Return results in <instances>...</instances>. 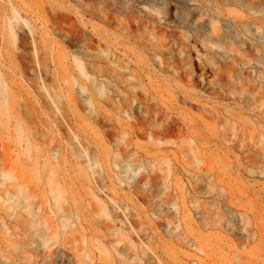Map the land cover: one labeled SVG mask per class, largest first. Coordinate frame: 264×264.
<instances>
[{
  "label": "rangeland",
  "instance_id": "obj_1",
  "mask_svg": "<svg viewBox=\"0 0 264 264\" xmlns=\"http://www.w3.org/2000/svg\"><path fill=\"white\" fill-rule=\"evenodd\" d=\"M48 1L52 5L54 3L59 6L60 3L61 6L68 8L70 11L65 13L72 20H75L80 13L79 0ZM103 1L118 4L119 9L112 11L117 18H125V12L128 10L125 11L124 2L131 4V11L128 13H131L133 17L134 26L131 28L133 37L128 35L132 38L128 43L136 40L137 36H141L145 40L153 38L151 42L158 40L157 43L159 42L163 47L170 67L167 72H154L155 67L150 65L149 69L151 68L152 72L148 74L155 78L153 81L174 80L178 86H182L181 90L188 93L184 94L186 97L183 96L188 100L175 103L178 109L177 118L180 120L176 119V116L174 118L179 124L193 125L197 131V138L191 140L183 132L178 133L177 130H173L165 139L164 145L156 147L152 142H148V139L129 133V136L125 137L127 142H121V145L117 147L115 136L109 139L103 134L110 124L101 128L86 120V111L80 109L77 112L80 116L79 121L87 127L84 145L74 147L75 143L68 140V137H72L69 134L65 135L66 137L63 135L65 126H61L63 130L52 122L47 124V127H42L37 120H34L36 122L33 126L34 136L31 137L29 148L31 158H28L30 153L28 157L23 155L21 146L24 147V142L19 143L16 139L13 120L8 118V114L0 111V146H4L8 153L0 156V258L6 257V264H264V252L257 253V250L264 246V239L247 240L245 234L239 230L231 235L225 232V227L220 230L216 227L218 223H215V226L212 221L214 215L217 217L219 213L223 214L228 209V214L232 215L242 210L241 212H246L260 224V218L256 219L254 216L259 214L264 216V198L258 195L254 200H245L236 196L232 199L234 207L229 206L223 210L226 204L229 205L227 200L225 202L223 200L226 199L224 192L223 198L215 196L217 200L214 197L213 200L211 197L222 187L226 192L232 189L238 193H245L250 190L251 185H254V192H258L259 189L262 191L264 186V175L259 169L263 168L264 171V14L249 16L239 7H225L223 15L217 14L220 31L212 40L208 37L204 38L207 34L209 35V31L206 32L207 29L209 30L208 13L205 12L207 16L202 18L196 14L198 10L205 8L206 4L203 0H200L201 3L174 0L170 3L171 6L163 0ZM0 2H2L0 8L3 5L6 12L13 4L12 7L21 9V12L18 11L22 17H34L28 0H1ZM8 3H11L10 7ZM212 15L215 19L217 18L216 14ZM161 17H165L166 22L163 23ZM84 19H88L96 27H101L108 34L119 36L127 42L126 35L123 37L122 32L113 29L115 20L112 26L108 27L100 23L98 19ZM256 23L262 28L256 30L253 25ZM243 26L249 27L248 32L242 28ZM36 34L38 37L47 34L45 37L52 41L55 49L60 47L66 53L71 50L61 41L64 34L57 36L44 25L36 27ZM7 55H9L8 51ZM186 66L192 68L194 82L199 83V87H190L189 90L186 87L185 78L183 79L185 73H182ZM203 72H206L204 79L201 77ZM175 73L180 75V78H176ZM142 75L140 72V78ZM46 76L48 79L46 83L52 86L51 76ZM143 83H147L146 78ZM36 87L39 88L37 85ZM15 88L18 87L15 86ZM167 89L166 95L171 94L177 97L178 92L174 90L172 83ZM211 90L220 94V97L210 95L208 92ZM19 91L22 98L33 105L35 99L44 95L40 90L34 91L25 82L19 86ZM197 92L203 95L201 101H204L207 107L217 111L227 108L232 113L238 114L237 121L221 127V123L212 113L201 112L197 103H194V94H200ZM162 99L166 103L171 101L170 104L174 105L171 99ZM23 103L21 102L22 105ZM99 106L107 111L105 105ZM49 111L50 118H58L52 110ZM43 119L46 118L43 117ZM111 119L117 129H121L123 123L129 126L134 122V119L126 121L123 117L116 115H113ZM73 125L77 126L76 123ZM127 126L123 128L128 129ZM76 128L78 130V126ZM228 129L235 131L231 133ZM222 136L232 143H222ZM94 138L98 142L96 147L91 144ZM83 146L87 147L89 156L95 160L102 159L104 152L115 151L117 148L122 156L117 162L107 159L102 161L101 165L97 162V166L74 162L70 165L63 163L71 159L62 152L81 151ZM53 149L56 151L54 156L48 152ZM124 153H130L132 157L125 156ZM36 157L40 164L39 172L35 171L32 165ZM44 160L50 163H48L49 167L43 169ZM237 162L243 166L251 163L250 168L253 172L249 174L235 170ZM231 165L234 168L230 169ZM3 170H5V176H3ZM78 170L90 177L89 184L77 177ZM162 170L167 172L165 180L168 177V183L162 179ZM13 176L20 178L26 184L25 194H29V204H31L28 213L40 219V225L33 226L30 223L34 222L31 217L30 222H26L23 219L26 214L15 207L13 201L17 197L16 191L8 187L15 182ZM154 177L158 179L154 181L155 183L150 181ZM195 178L202 179H198L197 182ZM72 179H76L75 185L80 186L81 189H77L72 184H66L63 188L64 192L60 186L61 180L69 182ZM94 179L101 183V193L97 191V185L93 183ZM208 182L211 184V187L209 186L211 189L207 187ZM88 185L89 188H87ZM57 188L62 193L59 207L52 204ZM201 188L202 192H200ZM232 190L230 191L233 192ZM91 192L105 203L107 212L94 213L90 210L91 205L96 204V199L91 196ZM182 192H186L187 196L190 194L198 196L200 192L201 196L196 197L211 204L205 206L204 211L196 209L187 203L186 196H183ZM110 199H116L117 204L113 205ZM168 199L172 202L170 203ZM212 201L217 202L219 208H216ZM167 202L168 204H165ZM172 203H177L175 205L177 209L171 205ZM115 206L120 207L119 211L115 210ZM218 209L220 212L215 211ZM210 211L216 213L212 212V214ZM59 216L70 217L71 220L61 225L56 220ZM206 223H210L209 228L201 226ZM177 235L178 239H176ZM194 239L195 242L198 241L196 246L203 249V253L195 252ZM241 243L243 247L237 246ZM250 249L254 250V253H251ZM186 253L192 256L184 257ZM236 256H242L244 259L237 260Z\"/></svg>",
  "mask_w": 264,
  "mask_h": 264
},
{
  "label": "bare ground",
  "instance_id": "obj_2",
  "mask_svg": "<svg viewBox=\"0 0 264 264\" xmlns=\"http://www.w3.org/2000/svg\"><path fill=\"white\" fill-rule=\"evenodd\" d=\"M28 1L31 4L30 7H32V9H30L32 16H34H31L32 18H24V16L22 17L19 14V11L21 9L19 10V8L17 9L15 8V6L12 7L13 4L11 6V3H8L9 7L11 6V8H9V11L7 12L5 11L3 5L0 8V111L8 114V118L13 120L14 129L16 132V139L19 143L24 142V147L23 145L21 146L23 149L24 156L28 157V154L30 153L28 158H31V151L29 150V148L31 146L30 141H32L31 137L34 136L33 126L34 123H36L34 120H37L42 127H47L52 122H54L56 126L61 129H63L62 127L65 126L66 130L63 133L64 137L69 134V136H71L72 138L68 137V140L75 143L74 147L84 145L86 141L84 137L87 133V127L83 124V122L80 123L79 121L80 116L79 114H77V112L80 109L86 111V120L91 121L92 123H95L98 126H101V128H104V126H106V124L108 123L110 124V126L104 131L103 134L109 139L115 136L114 139L117 147L121 145V142H127V140H125V137L129 136V133L138 136L140 135L141 137L148 139V142H152V144H154L156 147H162V144L164 145L165 143V139L170 136L173 130H177L178 133L183 132L184 134L189 136L191 140L197 138V131L195 130L193 125L191 126L184 123L179 124V122L176 120L179 118H177L178 109H176L175 103L182 102L181 100H188L184 98L186 97L184 96V94L186 95L188 93L181 90L180 88H182V86H178L177 82H175L174 80L168 81L167 79H165L163 81L156 79L155 81H153V79L155 78H152L148 74L152 72V70H150L151 68L149 69L150 65H153L155 67V70H153L154 72H167L168 67H170L169 62L165 58L163 47L159 44V42L157 43L158 40L156 42H151V39L153 38L145 40V38L137 36L136 40H133V42L128 43V41L132 39L131 37H133L131 35V33L133 32L131 28L134 26L133 17L131 16V13H128L129 11H131V4L124 2V9L125 11L128 10L125 12V18H117L112 14V11H116L119 9L117 3H107L103 0H79L78 5L80 8V13L78 14V16L75 17V20H72L69 16H67L68 14L65 13L70 10L64 7V5L61 6L60 3L58 6L54 5V3L52 5V3L48 0ZM163 1H166L169 6H171L170 3L174 2V0ZM178 1L180 0H177V2ZM203 1L206 4L204 6L205 8H203L202 10H198L199 12H196V14L200 18H202V16L205 17L208 15L209 30L207 29L206 32L209 31V35L207 34L208 36L206 35V37H204L205 39L207 37L208 39L212 40L214 37L216 38V35L220 31L217 14L218 16H221L225 7H239L240 9H244V11L247 12L249 16H258L259 14H264V0ZM184 2L198 3L200 2V0H184ZM56 6H58V9L56 8ZM205 12H207L208 14ZM209 12H211L212 14H216L217 20ZM84 18L98 19L100 23L108 27H111L112 22L115 20L113 29L122 32L123 37L126 35L125 39H127V42L123 41V38L119 36L108 34L107 31L103 30L101 27L94 26L89 22L88 19ZM161 19H163V23L166 22L165 17H161ZM38 25H44L45 28H49L51 32H54L55 34H57V36L59 34H64V38L61 41H63L67 46L70 47V52L66 53L64 52V49H61L60 47L58 49L53 48L52 45L54 44L51 43L52 41L45 37L47 34L42 36L40 35L38 37V34H36V27ZM253 25L255 26L256 30L262 28V26L258 25L257 23ZM242 28L246 32H248L249 30V27L247 26H243ZM158 32H160V30H158ZM128 35H130L131 37ZM160 37L161 36L159 35V38ZM143 40L145 41L143 42ZM5 51L6 53L8 51L9 55L6 56ZM3 53L5 55H3ZM186 67L187 68L184 69V71L182 72L185 73L183 79L185 78L186 87L188 88V90L190 87H199V83L194 82L192 68L190 66ZM140 72L143 74L141 78ZM46 75L51 76V81L53 82L52 86L47 84L48 82L46 83V81H48V79H46ZM174 75H177L176 78H180V75H178L177 73H175ZM205 76L206 72L201 73V77H203V79ZM144 78L147 79L146 84L143 83ZM23 82L28 83L34 91L39 92L40 90L41 92H43L42 94H44L43 97L41 95L39 96V99H35L34 105L31 102L27 103L20 94L19 86H21ZM171 83L174 86V90L178 92L177 97L171 94L166 95V93H168L167 88L168 86H170ZM36 85L39 86V88H37ZM15 86L18 88H15ZM161 92H163L165 95ZM208 93L212 96L220 97V94L216 93L214 90H211ZM202 96L203 95L201 93L194 94V103H197V106L199 107L201 112L212 113L213 116L218 119V122L221 123V127L225 126L227 123H234L235 121H237L238 114L232 113L227 108H222V110L220 109V112L215 110L214 108H209L206 106L205 103H203L204 101H201V99H203ZM162 98L171 99L174 102V105L170 104L171 101H169L168 103L164 102ZM21 102H24L25 104L23 103L22 105ZM100 104L105 105L107 111L102 110L99 106ZM49 110H52L53 114H56L58 118H50L49 116L51 112ZM166 111H171L172 113L169 114ZM113 115H116L120 118L123 117L126 121L128 119H134V122H132V124L129 126H127L126 123L122 124L123 127L127 126L128 129L123 127L121 129H117L111 119ZM39 116L42 118L40 119ZM175 116L176 119L174 118ZM32 117L34 118L33 120ZM43 117H45L46 119H43ZM116 122L118 123V121ZM73 123L77 124L78 130H76L77 126L75 125L76 127H74ZM228 131L233 133L235 130L228 129ZM221 139L222 143H232L225 136H222ZM91 144H94L96 147L98 145L97 139L94 138ZM81 149L83 150H74L73 152H66L63 150L64 152L62 153H64L67 158L71 159L70 161L63 163H68V165H70L74 162L86 165L93 164L97 166V162H99L100 165L102 164V161L107 159H110L113 162H117V160L120 159L122 156V154L117 148L115 151L104 152L102 154V159L98 158L95 160L91 156H89V152L87 151L86 146H83V148ZM48 152H50L53 156L56 153L54 149ZM134 153L135 152L133 151V154ZM5 154H8L6 152V148L4 146H0V156ZM124 155L132 157L130 153H124ZM27 160L30 162L29 159ZM3 163L5 165L7 164L6 162ZM43 163H45L43 169L49 167L48 163L50 162L44 160ZM32 165L34 166V170L39 172L40 164L37 161V157L35 158V162H32ZM250 167H252L251 163H247L246 166H243L241 163L237 162L235 170H241L243 173L247 172L251 174L253 171ZM232 168L234 167H232L231 165L230 169ZM4 169H6V167H4ZM259 169L260 173L264 175V171L262 170L263 168ZM4 171L5 170L2 171L3 176H5ZM50 173L52 174L51 171ZM161 173L163 174V181L167 182L168 177L165 180L167 172L162 170ZM76 175L83 182L87 184L90 183V177L86 175L85 172H81L78 170ZM13 179L15 182L9 184L8 187L14 188V190L16 191L17 197L16 200L13 201L14 205H16L15 207L22 210V212L26 214V217H23L26 222L29 223V218L31 217L34 222L30 223L33 226H35V224L40 225L41 220L36 219L33 214L28 213L29 209L31 208V204H29V194H25L27 190L26 184L23 183V181L18 177L13 176ZM198 179L195 178L197 182ZM157 180V177L150 179V181L153 182ZM75 181L76 179H72L69 182L61 180L60 186H62L63 189L64 185L72 184L73 186L77 187V189H81L80 186L75 185ZM93 183L97 185L96 189L99 193H101V183L97 179H94ZM194 184L196 183L194 182ZM209 186L211 187L210 182H208L207 187ZM253 186L254 185H251L252 188L249 186L250 190L245 193H238L235 192V190L233 191L232 189L230 190H232L233 192H231L230 190L229 192H226L225 188L222 187L218 189L219 191H216L217 195L215 194L211 197L212 199L214 197V199L217 200V197L215 198V196H220V198H223L226 195V199L224 198L223 200L224 202L227 200L229 205L226 204L227 206H224V202V205L221 204L225 207V209L223 210H226V207H234L235 204L233 203L232 199H234L236 196L240 199L244 198L245 200H254L255 196L257 198L258 195L264 198V186L262 187V191L258 188L260 191H255L256 194L253 191ZM87 188H89V185ZM196 188H198L197 184ZM192 189L189 190H191V192H194ZM205 190L206 187L204 191ZM55 191L56 194L53 197L52 204L56 207H59L62 193L58 188ZM63 191L65 192L64 189ZM185 191L187 190L185 189ZM200 192H202V188ZM200 192L199 195L201 196ZM223 192L225 194L224 196H222ZM93 194L94 192H91V196L96 199V204L91 205L90 210L94 213L107 212L105 211L104 207L105 203L97 199L96 195ZM185 194L186 192H182V195L186 196L185 200L187 201V203H189V205L191 204L190 206H194L196 209H202L204 211V209H206L205 206H210L211 204V202L207 203V201H201L199 198H197L199 195L191 196L190 194V196H187ZM83 199L86 198L83 197ZM169 199L168 201L170 202ZM110 200L113 205L117 204L115 201L116 199ZM223 200L221 199V201ZM72 202L74 203V201ZM216 203L217 202L213 203V205L216 206V208H219ZM165 204H168V202ZM176 204L172 203L171 205L175 207ZM115 207V210L119 211L120 207ZM236 208L238 209V206ZM255 209H257V207ZM260 209H258V211ZM215 211L220 212L219 209ZM241 211L238 210L232 215L228 214L229 210L227 209V213L225 212L222 214L221 212L219 213L221 214L220 216L219 214L217 217L216 215H214L215 217L212 216V221L215 226L218 223L216 227H219V229L221 228L223 230L225 227L227 230H225V232H229L231 235H234V231L239 230L245 234V239L247 240H263L264 228L262 227L264 225V216L260 215L259 213V216H254L256 219L257 217L260 218L259 221L261 223L259 222L260 224H258L254 218H251V216L249 217L246 212ZM210 212L212 213L213 211ZM213 213L215 214L216 212ZM230 213H232V211ZM250 214L252 215V213ZM56 220L61 225H65L71 220V218L66 216H59L56 218ZM212 221L211 224L213 225ZM44 222H46V220H44ZM209 224H201V226H203L204 228H209ZM192 229L194 230V226ZM232 229L234 230L232 231ZM181 230L183 231V229ZM178 237L179 236L177 235L176 239H178ZM196 239H198V237ZM197 242L198 241L195 242V252L203 253V249L196 246ZM179 243H182V241H179ZM239 245L241 247L244 246L242 243L237 244V246ZM260 248L259 251L257 250V253L264 252V246ZM250 252L254 253V250L251 251L250 249ZM191 256L192 255L187 253L184 254V257L190 258ZM236 259L242 260L244 258L242 256H236ZM5 260L6 257L2 256L0 258V264H6Z\"/></svg>",
  "mask_w": 264,
  "mask_h": 264
}]
</instances>
